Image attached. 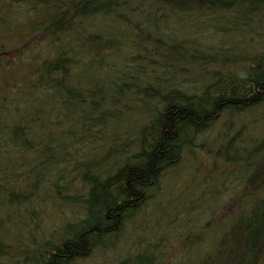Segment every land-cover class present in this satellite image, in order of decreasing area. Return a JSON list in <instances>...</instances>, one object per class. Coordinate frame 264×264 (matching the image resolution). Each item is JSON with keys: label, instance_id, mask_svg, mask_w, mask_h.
<instances>
[{"label": "trees", "instance_id": "obj_1", "mask_svg": "<svg viewBox=\"0 0 264 264\" xmlns=\"http://www.w3.org/2000/svg\"><path fill=\"white\" fill-rule=\"evenodd\" d=\"M203 26L217 49L187 45ZM263 107L264 0H0V254L114 252L148 190L221 118L223 144L199 143L209 174L191 167L211 197L174 215L208 219L175 247L138 235L112 264H264ZM216 162L221 179L201 184ZM47 219L59 222L44 240ZM28 245L45 253L29 259Z\"/></svg>", "mask_w": 264, "mask_h": 264}, {"label": "rangeland", "instance_id": "obj_2", "mask_svg": "<svg viewBox=\"0 0 264 264\" xmlns=\"http://www.w3.org/2000/svg\"><path fill=\"white\" fill-rule=\"evenodd\" d=\"M170 31L171 30H169V32ZM213 31H215V29L211 27L209 28L208 26H203L201 32H197L198 33L197 35L189 32L188 39L191 40V38H196L195 41H199L198 42L199 45L197 43H187V45L198 47L199 49L201 48L202 50L217 49L216 47L219 41L217 39L218 37H215L212 34ZM181 36L182 34H179L178 38H180ZM224 46L227 48L226 44L223 45V47ZM41 51H42V47L40 48L38 46L36 49H34L31 52V56L34 58L35 56L39 55ZM262 109H264V107ZM250 114L251 113L248 112L247 116H250ZM241 119L243 120V117H241ZM224 126H226L224 121L221 118H219L217 123L213 126V128H211L209 131H207V133H205L202 136L201 138L202 140L200 139V136L198 137L196 143L197 145H195L193 148L194 152L191 154L185 152V154L182 155L181 162L175 168L168 169L167 172L163 173L158 181L157 186L153 189L151 188L148 190V198L145 205L139 210V212L136 215L131 214L128 216L125 222L126 226L124 227V233L122 236L119 235L120 238L116 242V249L115 251L113 250L114 252L110 251L111 248L105 253H101V251L99 250H94V252L91 253V256L86 258L85 260H81L80 264H112L113 261H115V258L119 257V255H125L126 253L131 252V248L133 247L132 244L134 240L137 239L136 237L138 235L140 236V238H143L141 242L142 245H144V242L150 237L151 234L153 236L156 234L155 235L156 239L154 238L151 239L154 241L160 240L159 242L160 246L167 245V246L175 247L182 238L181 236H184V234L183 235L177 234L181 232V229L184 228L186 230L185 233L186 232L192 233L199 230L200 226L204 224V222L210 216L208 210H204L205 214H201L200 217L197 214H195L191 209H189V211H187L185 214H180L179 212L174 217L175 210L180 207L183 208L189 207L194 202H197V200H199L198 196H201L202 198H206L208 200L210 199L211 195L209 192H205L204 194L201 193L202 190L201 185H198L199 188L197 190H194L192 183L193 176L191 170L192 168H194L193 166L194 162L197 161H200V166L197 173H202V171H205L203 169H206L207 167H209L210 163H213L211 160L208 159V157L204 155L203 149L205 148L206 142L202 143V145L199 143L202 142L204 139H207L209 141H212L214 147L215 145L223 144V140L226 137L224 136V129L226 128ZM262 127H263V123L261 121H256L253 131L259 133L260 131H262L263 129ZM208 169H206L203 176L209 174ZM220 171L222 172V168L219 165V162H216V166L213 167L212 169V175H213L212 179L207 178V182L206 180L203 181L202 179L201 184L210 185L211 180L213 183L215 182L214 180L221 179ZM171 200L172 202L174 201V203L173 204L171 203L168 206V203L171 202ZM171 205H172L171 209H167L168 217L171 219L169 220V222L167 221L168 229L166 230L165 221L164 220L161 221L159 219V215L161 214L159 211L163 209L165 211L166 210L165 207L167 206L168 208ZM157 208L160 209L157 210ZM45 209L47 214L50 215L52 213V210L48 209V207H46ZM184 215L186 216L182 217ZM57 216H58L57 214L53 213L54 218H57ZM163 219H164V215H163ZM171 221L173 223H171ZM57 222L59 221L47 219L43 223H40L39 230L41 232H44V236L42 237L44 238V240L51 238V236L48 233L52 232V230L58 225ZM179 225H181L182 227H180ZM133 227L136 228L132 230ZM173 227L175 228L173 229ZM36 235H37V239L38 238L40 239L39 235L38 234ZM52 237H53L52 241L56 239V235L53 234ZM151 239L147 240V242L151 241ZM25 243L28 244L27 242ZM27 248L29 251L32 252V255L30 254L28 257L29 259L31 257L32 259H34L38 254L45 253L44 249L41 247L34 250L35 247L32 248L31 245H28ZM165 250H167V247L165 248ZM33 251L36 252V255L34 254ZM18 256L19 255L14 250L11 253L7 251L6 254H0V264H6L14 260L20 261L22 258ZM174 257L171 258L174 260ZM13 264H17V263H13Z\"/></svg>", "mask_w": 264, "mask_h": 264}]
</instances>
